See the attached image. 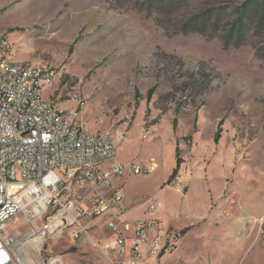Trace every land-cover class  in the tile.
Returning <instances> with one entry per match:
<instances>
[{
  "label": "rangeland",
  "instance_id": "rangeland-1",
  "mask_svg": "<svg viewBox=\"0 0 264 264\" xmlns=\"http://www.w3.org/2000/svg\"><path fill=\"white\" fill-rule=\"evenodd\" d=\"M244 1L0 0L9 56L62 71L45 95L73 109L70 95L79 90L88 132L126 131L118 160L155 158L154 170H128L115 185L128 219L151 216L146 208L155 198L162 205L154 215L177 232L189 228L158 264H264L262 9L244 38L228 39ZM176 176L184 192L173 185ZM27 214L7 229L21 240L32 230ZM101 226L90 233L103 242ZM71 232L47 237L46 255H61L62 264H112L88 237L75 240ZM23 253L38 260L34 248Z\"/></svg>",
  "mask_w": 264,
  "mask_h": 264
},
{
  "label": "built area",
  "instance_id": "built-area-1",
  "mask_svg": "<svg viewBox=\"0 0 264 264\" xmlns=\"http://www.w3.org/2000/svg\"><path fill=\"white\" fill-rule=\"evenodd\" d=\"M10 49V39L0 35V264H62L61 255H46L47 237L70 227L75 240L88 237L112 264L174 253L179 233L154 215L161 202L150 198L151 216L128 219L124 192L115 185L128 170H154L155 158L146 165L118 160L117 144L127 139L126 131L88 132L81 119L87 99L79 90L70 95L73 109L45 95L62 71L15 60ZM182 182L179 176L173 180L179 192ZM21 212L32 226L25 240L7 230ZM101 222L103 242L90 233ZM28 248L36 250V262L24 256Z\"/></svg>",
  "mask_w": 264,
  "mask_h": 264
},
{
  "label": "trees",
  "instance_id": "trees-1",
  "mask_svg": "<svg viewBox=\"0 0 264 264\" xmlns=\"http://www.w3.org/2000/svg\"><path fill=\"white\" fill-rule=\"evenodd\" d=\"M172 1H176V0H172ZM260 8L262 9L261 16L263 18L264 17V0H245L243 4L237 5L234 8L235 12L237 13V18L228 33V39H231L232 37L235 36L240 41L242 38H244L247 32V28H248L250 20H254V18L258 16ZM191 22L192 21H190V23ZM202 22H204V19L202 20ZM77 40H78V37L75 39L74 43L72 44V47L74 46ZM153 91H154V87L149 91V97L152 95ZM221 123L222 121L220 122V125ZM175 124H176V120H174V126ZM220 134H221V129L218 128L215 134V137H214L216 142L219 141ZM178 150L179 148L177 147V151ZM177 165L179 166L180 163L178 162ZM176 171H177L176 169L173 171L170 181L175 176ZM188 230L189 228H185L182 232L185 234Z\"/></svg>",
  "mask_w": 264,
  "mask_h": 264
},
{
  "label": "crops",
  "instance_id": "crops-1",
  "mask_svg": "<svg viewBox=\"0 0 264 264\" xmlns=\"http://www.w3.org/2000/svg\"><path fill=\"white\" fill-rule=\"evenodd\" d=\"M128 163H130V162H128ZM157 216V215H156ZM158 217V216H157ZM160 218V217H159ZM170 227V226H169ZM173 230H175V229H173ZM176 231V230H175ZM188 232V231H187ZM186 232V233H187ZM178 233H179V237H180V239H179V245H180V243L183 241V235H185L182 231H178ZM179 245H178V247H179ZM178 249V248H177ZM162 259V258H161ZM161 259H159V260H161ZM159 260H155V264H158V262H159Z\"/></svg>",
  "mask_w": 264,
  "mask_h": 264
}]
</instances>
